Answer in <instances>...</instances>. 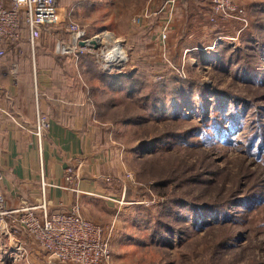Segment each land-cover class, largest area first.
<instances>
[{
    "label": "rangeland",
    "instance_id": "obj_1",
    "mask_svg": "<svg viewBox=\"0 0 264 264\" xmlns=\"http://www.w3.org/2000/svg\"><path fill=\"white\" fill-rule=\"evenodd\" d=\"M166 1L57 0L61 23L38 38L72 56V82L83 81L73 101L86 104L104 154L109 144L121 153L117 168L103 157L111 210L68 214L102 229L109 264H264V0H229L247 26L213 23L207 0H172L162 14ZM68 23L95 45L74 49ZM25 43L16 54L31 52ZM117 46L124 59L109 66Z\"/></svg>",
    "mask_w": 264,
    "mask_h": 264
},
{
    "label": "crops",
    "instance_id": "obj_2",
    "mask_svg": "<svg viewBox=\"0 0 264 264\" xmlns=\"http://www.w3.org/2000/svg\"><path fill=\"white\" fill-rule=\"evenodd\" d=\"M25 42L18 47L28 45ZM30 47V53L16 54V49L0 60V191L8 208L21 199L36 204L44 194L48 214L76 207L82 216L95 220L98 202L108 211L112 206L102 198L110 191L109 184L102 183L103 157L117 168L121 153L109 144L104 154L100 128L89 121L86 104L73 101V88L83 81L72 82V56L46 52L40 39ZM67 168L74 170L70 182L65 180ZM22 241L29 253L26 262L4 264H60L26 235Z\"/></svg>",
    "mask_w": 264,
    "mask_h": 264
},
{
    "label": "built area",
    "instance_id": "obj_3",
    "mask_svg": "<svg viewBox=\"0 0 264 264\" xmlns=\"http://www.w3.org/2000/svg\"><path fill=\"white\" fill-rule=\"evenodd\" d=\"M207 1L211 5L210 20L213 23L215 18L226 22L238 16L246 24L244 26H247L245 11L241 8L237 10L229 0ZM172 3V0H167L161 11L165 7L170 9ZM139 21L132 20L130 25ZM60 23L57 0H0V58L4 56L8 45L21 39L25 32L27 41L33 45L45 28H52ZM66 26L73 35L72 44L75 49L83 34L69 23ZM166 33V29L159 33V41H165ZM85 43L87 45L89 41ZM68 51L67 47H63L62 52ZM40 121L44 128V120ZM73 174V169L67 168L65 180L70 182ZM1 180L0 172V182ZM48 206L43 194L36 204H29L21 199L16 207L8 208L0 191V264H4L6 260L16 263L25 257L26 243L22 241V235H26L49 258L60 264H109L110 252L100 227L85 221L76 213L48 214ZM72 208L77 212L76 207Z\"/></svg>",
    "mask_w": 264,
    "mask_h": 264
},
{
    "label": "trees",
    "instance_id": "obj_4",
    "mask_svg": "<svg viewBox=\"0 0 264 264\" xmlns=\"http://www.w3.org/2000/svg\"><path fill=\"white\" fill-rule=\"evenodd\" d=\"M257 10H256V8H252L251 10H249V12H252L253 14H255V12H256ZM259 11V10H258ZM257 25V24H256ZM258 26H263L261 23L258 25ZM55 28V27H54ZM41 35V34H40ZM40 37V36H39ZM23 40L24 41H26L27 43H29L28 41H27V35H26V32L23 34V36L21 37V39H19V40H16V41H13V42H11L9 45H8V47L6 48V50H5V54H4V56L3 57H1L0 58V60H2V59H4L5 57H8V56H11V54L10 55H8V53L9 52H14L16 49H19L20 47H18L19 46V44L21 43V42H23ZM38 40V39H37ZM11 50V51H10ZM15 53V52H14ZM13 55V54H12ZM263 60V59H262ZM251 71H254V70H251ZM254 73V72H253ZM104 79H108V81L110 82V83H114L115 82V78H110V77H106V76H104V78H103V80ZM121 82L122 81H125V82H133L132 81V79H129V78H127L126 80H124V79H122V80H120ZM118 83V82H117ZM127 83V87L124 89V88H121V90H124V91H129L130 90V86L133 84V83H130V84H128ZM117 86H120V87H122L123 86V84L122 83H118V85ZM129 87V88H128ZM132 90V89H131ZM155 142H156V145L157 146H154L155 148L154 149H156L157 148V150L155 151V153H157V152H160V151H163V148H162V145H166L167 144V139H161V140H155ZM147 145H150V144H147ZM147 145H145V146H147ZM145 146H143V147H145ZM142 147V148H143ZM194 222V221H193ZM177 233H179L180 231L178 230H175ZM174 231V232H175ZM180 234V233H179ZM181 238H183L184 239V237H179V239H181ZM178 243V242H177Z\"/></svg>",
    "mask_w": 264,
    "mask_h": 264
},
{
    "label": "bare ground",
    "instance_id": "obj_5",
    "mask_svg": "<svg viewBox=\"0 0 264 264\" xmlns=\"http://www.w3.org/2000/svg\"><path fill=\"white\" fill-rule=\"evenodd\" d=\"M112 50V49H111ZM109 51L108 53H107V57H108V59L106 58V60L109 62V66H111V65H113V63L114 64H116V65H118V63H119V60L117 61L116 60V58H120L121 60L122 59H124L123 58V55L121 54V53H123L121 50H120V47L119 46H117V47H114V49L112 50V51ZM114 53V54H113ZM106 61V62H107ZM114 61V62H113ZM123 62V61H122ZM106 64V63H105ZM108 65V64H107Z\"/></svg>",
    "mask_w": 264,
    "mask_h": 264
},
{
    "label": "water",
    "instance_id": "obj_6",
    "mask_svg": "<svg viewBox=\"0 0 264 264\" xmlns=\"http://www.w3.org/2000/svg\"><path fill=\"white\" fill-rule=\"evenodd\" d=\"M85 44H86L85 42H80L79 46H85ZM89 44L94 46L95 45V41L94 40H90Z\"/></svg>",
    "mask_w": 264,
    "mask_h": 264
}]
</instances>
